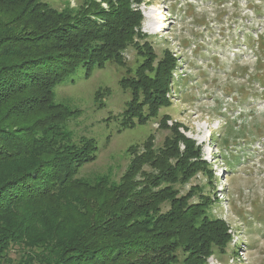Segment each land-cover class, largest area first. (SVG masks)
Masks as SVG:
<instances>
[{
    "label": "trees",
    "instance_id": "16d2710c",
    "mask_svg": "<svg viewBox=\"0 0 264 264\" xmlns=\"http://www.w3.org/2000/svg\"><path fill=\"white\" fill-rule=\"evenodd\" d=\"M101 2L107 7L91 0L72 14L42 0H0V165L13 169L0 172V264H169L179 248L186 264H204L214 246L226 244L228 229L204 202L189 201L194 189L180 193L176 184L202 164L200 148L177 128L161 146L146 140L118 183L75 178L95 146L70 143L61 123L73 111L54 103L53 88L81 65L89 75L107 61L122 64L129 46L140 47L142 16L131 5L139 0ZM147 59L125 82L133 94L127 111L139 119L141 96L151 116L167 103L176 64L166 57L154 68ZM23 159L28 165L17 163ZM28 202L32 218L44 208L72 216V231L33 237L15 211Z\"/></svg>",
    "mask_w": 264,
    "mask_h": 264
},
{
    "label": "rangeland",
    "instance_id": "374dc122",
    "mask_svg": "<svg viewBox=\"0 0 264 264\" xmlns=\"http://www.w3.org/2000/svg\"><path fill=\"white\" fill-rule=\"evenodd\" d=\"M90 1L42 0L50 9L72 14ZM131 5L142 16L140 47L129 46L122 64L107 61L89 75L81 65L53 88L54 103L73 111L61 123L70 143L90 140L95 146L94 157L79 166L75 178L118 183L146 140L161 146L177 128L200 148L202 164L188 182L176 184L180 193L194 189L189 201L204 202L207 213L228 229L226 244L214 246L204 264H264V99L258 97L264 91V0H139ZM149 19L155 26L151 31ZM147 57L149 67L166 57L176 64L167 103L151 116L141 96L139 119L127 111L133 94L125 82ZM26 161L17 163L25 166ZM11 165H0V172L9 173ZM33 209L28 202L15 210L31 225L33 237L58 239L72 231V216L66 220L44 208L32 218ZM168 209L166 203L161 208ZM176 254L169 264H186L187 253L179 248Z\"/></svg>",
    "mask_w": 264,
    "mask_h": 264
},
{
    "label": "bare ground",
    "instance_id": "6f19581e",
    "mask_svg": "<svg viewBox=\"0 0 264 264\" xmlns=\"http://www.w3.org/2000/svg\"><path fill=\"white\" fill-rule=\"evenodd\" d=\"M151 15V14H150ZM149 15V16H150ZM148 16V15H147ZM145 18V17H144ZM146 18H148V17H146ZM148 20V19H147ZM153 27H155L154 26V24H153V22L149 19V21L147 22V26H146V28H148V30L149 31H151L152 29H153Z\"/></svg>",
    "mask_w": 264,
    "mask_h": 264
}]
</instances>
